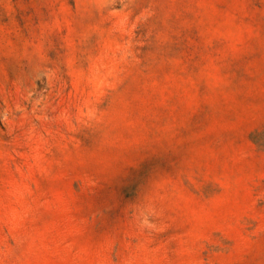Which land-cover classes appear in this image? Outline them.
Here are the masks:
<instances>
[{
    "label": "rangeland",
    "instance_id": "1",
    "mask_svg": "<svg viewBox=\"0 0 264 264\" xmlns=\"http://www.w3.org/2000/svg\"><path fill=\"white\" fill-rule=\"evenodd\" d=\"M0 264H264V0H0Z\"/></svg>",
    "mask_w": 264,
    "mask_h": 264
}]
</instances>
